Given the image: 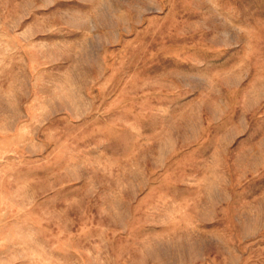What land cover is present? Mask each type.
<instances>
[{"label": "rangeland", "instance_id": "rangeland-1", "mask_svg": "<svg viewBox=\"0 0 264 264\" xmlns=\"http://www.w3.org/2000/svg\"><path fill=\"white\" fill-rule=\"evenodd\" d=\"M0 264H264V0H0Z\"/></svg>", "mask_w": 264, "mask_h": 264}]
</instances>
